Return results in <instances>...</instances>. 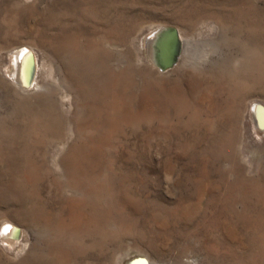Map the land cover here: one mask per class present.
I'll list each match as a JSON object with an SVG mask.
<instances>
[{
	"label": "rangeland",
	"instance_id": "374dc122",
	"mask_svg": "<svg viewBox=\"0 0 264 264\" xmlns=\"http://www.w3.org/2000/svg\"><path fill=\"white\" fill-rule=\"evenodd\" d=\"M161 27L172 68L148 55ZM254 103L264 0H0V264H264Z\"/></svg>",
	"mask_w": 264,
	"mask_h": 264
},
{
	"label": "bare ground",
	"instance_id": "6f19581e",
	"mask_svg": "<svg viewBox=\"0 0 264 264\" xmlns=\"http://www.w3.org/2000/svg\"><path fill=\"white\" fill-rule=\"evenodd\" d=\"M178 35L179 34L177 33L176 30H171L169 27H161L153 31L148 36L147 38L148 55L150 57V60L155 65L159 66L161 69H166L171 66L173 67V64L180 60L179 56L181 51L183 50H181L182 45L178 38ZM12 58H13V63L10 70L12 79L20 86L30 87L33 84L36 73L35 65H34V57L31 51H29L25 47L18 48L13 51ZM123 73L124 71L119 74L120 76L109 75L110 79L108 80H110L109 82L112 88H117V89L119 88L120 83H122V81L126 77L123 75ZM116 95L117 93L115 94V96ZM117 97L119 96H116V98ZM116 98L110 105L111 109H113V112H115L116 115V118L113 119L116 120L114 122V125H117V123L120 120H123L128 117V114L125 111L126 109L119 103L118 100H116ZM252 111L255 115L257 124L261 127H264V106H262L260 103H254ZM18 229H19L18 227L8 223L3 226L0 233L1 235L0 237L1 238L2 237L12 238L14 236L17 237L19 234ZM141 261H146V260L135 259L128 262L127 264H140ZM146 264H148L147 261Z\"/></svg>",
	"mask_w": 264,
	"mask_h": 264
},
{
	"label": "snow or ice",
	"instance_id": "6c2138e0",
	"mask_svg": "<svg viewBox=\"0 0 264 264\" xmlns=\"http://www.w3.org/2000/svg\"><path fill=\"white\" fill-rule=\"evenodd\" d=\"M140 264H146V261H141Z\"/></svg>",
	"mask_w": 264,
	"mask_h": 264
}]
</instances>
